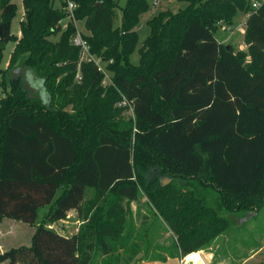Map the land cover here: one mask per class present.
<instances>
[{"label":"trees","instance_id":"trees-1","mask_svg":"<svg viewBox=\"0 0 264 264\" xmlns=\"http://www.w3.org/2000/svg\"><path fill=\"white\" fill-rule=\"evenodd\" d=\"M22 0L20 36L11 32L16 5L0 0V219L34 226L28 245L0 253L7 264H88L95 247L115 255L128 209L140 196L177 239L180 256L203 249L227 222L219 211L253 212L264 205V0H177L187 6L147 20L137 44L136 24L147 0H126L114 26L118 0H72L90 53L105 62L111 84L71 44L76 28L64 1ZM238 11L247 14L245 38L253 64L214 37ZM21 62L22 68L8 69ZM20 69L41 95L23 87ZM79 73L80 79H76ZM35 78V79H34ZM29 79V80H28ZM43 88V90H42ZM133 117L122 116L121 96ZM163 178L170 181L163 185ZM217 203H205L207 193ZM93 192L86 207L83 200ZM70 210L82 225L60 234ZM246 215V214H245ZM106 239L116 242H106ZM119 241V242H118ZM114 256V257H115Z\"/></svg>","mask_w":264,"mask_h":264},{"label":"rangeland","instance_id":"rangeland-1","mask_svg":"<svg viewBox=\"0 0 264 264\" xmlns=\"http://www.w3.org/2000/svg\"><path fill=\"white\" fill-rule=\"evenodd\" d=\"M125 1L118 0V7L115 9L114 26L120 25L121 10L125 5ZM251 1H249V4ZM12 2L16 5V13L12 20L11 32L19 37L20 21L23 19L24 9L22 0H12ZM60 3L59 0H54L53 7L59 8ZM147 3L148 10L140 15L135 27L137 44L129 56V61L133 65H139L140 56L138 49L149 35V27L146 24L147 20L161 11L169 10L177 12L187 6L186 2L177 0H158L156 6H153L154 0H147ZM246 17V13L238 11L230 26L225 23L218 25L214 37L223 44L230 45L234 53L242 56L244 64L250 66L253 64V60L245 38ZM66 24L67 20L63 19L60 23L59 33L55 36L47 37L48 40L56 42ZM77 29L83 36L87 35L82 20L77 22ZM13 47V42L6 44L0 60V68L5 69L7 67ZM22 64L19 61L8 69L22 68ZM24 70L20 69L23 87L32 96L38 93L42 94V99L47 102L48 96L44 91H40L41 85L39 82L34 80L29 84L25 79L24 72L26 70ZM17 71L16 69L15 72ZM0 95L4 94L0 91ZM128 111L122 112V116L125 119L129 118L132 114ZM92 196L93 192L88 190L83 200L84 207L88 205ZM205 203L211 207L216 206L217 194L213 190L210 189L209 194L207 193ZM122 205L128 209V212L120 241L126 242V246L129 249L125 250L126 248L119 247L116 253L117 256H115L104 254L102 250L95 247L89 253L90 262L88 264H197L198 262H202V264H264V205L249 213L245 211H219V214L227 222L223 232L213 237L203 249L186 256H180L175 235L166 225L163 218L149 206L146 197L140 196L136 201L130 203L122 202ZM47 209L46 206L38 209L36 222L33 227L19 221L14 222L15 225L1 221L0 249L2 252L12 247L28 245L35 226L41 223ZM60 225H64V234H69L78 230L82 225V219L78 217L77 212L70 211L67 219L64 222H60ZM51 227L59 230L54 224ZM3 229L6 230V234L1 233ZM105 241L109 243L116 242L110 239H106ZM0 264H7V262Z\"/></svg>","mask_w":264,"mask_h":264},{"label":"built area","instance_id":"built-area-1","mask_svg":"<svg viewBox=\"0 0 264 264\" xmlns=\"http://www.w3.org/2000/svg\"><path fill=\"white\" fill-rule=\"evenodd\" d=\"M64 6L63 9L66 12V20L67 23L71 22L75 28L76 31L74 35L71 38V44L76 47L79 50L80 53V61H92L96 66L97 69L103 74V80L101 82V86L103 88H106L109 86L111 82V72H109L106 68L105 62L101 61L99 58L95 57L90 53V47L84 36L78 31L77 29V20L75 19V10L77 8V5L72 0H63ZM158 0H154L153 6L157 5ZM263 0H252L250 3V6L255 9L257 8ZM62 22V21H61ZM60 22V23H61ZM66 27V26H65ZM76 79H80L79 73L76 75ZM118 107L124 108V111H130L132 114L130 117H133V111L132 106L129 101L122 95L120 101L117 103ZM128 111V112H129Z\"/></svg>","mask_w":264,"mask_h":264},{"label":"crops","instance_id":"crops-1","mask_svg":"<svg viewBox=\"0 0 264 264\" xmlns=\"http://www.w3.org/2000/svg\"><path fill=\"white\" fill-rule=\"evenodd\" d=\"M37 86V85H36ZM41 96H42V94H40ZM70 211H75L76 212V210H70ZM69 211V212H70ZM69 212H68V214H69ZM67 217H68V215H67ZM67 219V218H66ZM65 219V220H66ZM64 220V221H65ZM4 222V221H6V222H8V223H11V224H13V225H15V223L14 222H18V221H14V220H10V219H5V218H1L0 219V222ZM63 221V222H64ZM33 227V226H32ZM50 228H53V227H51V226H49ZM61 227L63 228V229H61V230H57L60 234H63V235H72L73 233H75L76 231H74V232H72V233H69V234H64L65 232H64V225H61ZM35 229V228H34ZM1 233L2 234H6L7 232H6V230L5 229H3V230H1ZM32 235V234H31ZM31 238V237H30ZM28 242H30V239H29V241ZM2 252V250L0 249V253ZM199 261H201V260H199ZM197 264H202V262H198Z\"/></svg>","mask_w":264,"mask_h":264},{"label":"water","instance_id":"water-1","mask_svg":"<svg viewBox=\"0 0 264 264\" xmlns=\"http://www.w3.org/2000/svg\"><path fill=\"white\" fill-rule=\"evenodd\" d=\"M226 49H229V46H228V45H226ZM169 181H170L169 178H163L162 181H161V183H162L163 185H165V184H167ZM58 225H60V222H58Z\"/></svg>","mask_w":264,"mask_h":264}]
</instances>
